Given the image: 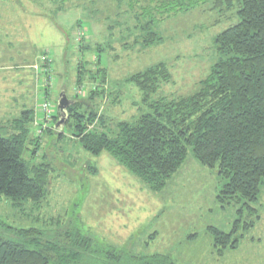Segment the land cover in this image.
Segmentation results:
<instances>
[{
  "label": "rangeland",
  "instance_id": "1",
  "mask_svg": "<svg viewBox=\"0 0 264 264\" xmlns=\"http://www.w3.org/2000/svg\"><path fill=\"white\" fill-rule=\"evenodd\" d=\"M111 2H73L55 14L44 11L52 9L45 0H0V106L21 118L29 115L31 122L22 119V125L17 117L15 126L14 116L0 115V136L25 135L24 163L47 166L49 172L39 204L12 206L0 196V222L46 232L74 226L128 259L159 255L173 264H264V181L255 201L223 203L220 192L227 181L217 168L200 164L188 147L164 188L152 191L106 153L86 152L74 132L77 113L86 116L84 133L112 132L117 123L146 113L130 78L151 67L164 65L170 74L159 95L172 100L191 94L217 62L213 39L236 23V7L220 14L205 3L157 18L152 32L159 41L147 42L148 28L141 27L148 18L137 21L138 8ZM34 65L41 70L36 73ZM14 76L22 81L15 82L11 100L6 82ZM60 95L66 108L75 105L69 122L56 129ZM44 100L53 111L48 124L40 113ZM213 229L231 233L235 247L219 254ZM97 259L86 257L83 264H103Z\"/></svg>",
  "mask_w": 264,
  "mask_h": 264
},
{
  "label": "trees",
  "instance_id": "2",
  "mask_svg": "<svg viewBox=\"0 0 264 264\" xmlns=\"http://www.w3.org/2000/svg\"><path fill=\"white\" fill-rule=\"evenodd\" d=\"M45 1L52 9L44 11L55 14L80 1H112L117 7L126 4L129 11L138 8L134 19L148 18L141 27L148 28L147 42L159 41L152 32L157 18L164 20L205 3H211L220 14L236 7V23L213 39L217 62L191 94L172 100L159 95L170 74L164 65L151 67L130 78L142 95L146 113L132 122L117 123L112 132L90 133H84L86 116L77 113L74 132L86 152L93 156L106 153L152 191L164 188L190 147L200 164L217 168L227 181L220 192L221 202L256 200L264 181V0ZM74 105L67 108L66 123ZM24 136H0V196L12 206L39 204L48 185V167H27L22 159ZM58 227L50 232L19 230L0 222V264H83L86 257L98 256L103 264H173L159 255L128 259L122 250L98 245L74 226ZM212 232L215 247L221 246L219 254L235 247L231 233Z\"/></svg>",
  "mask_w": 264,
  "mask_h": 264
},
{
  "label": "crops",
  "instance_id": "3",
  "mask_svg": "<svg viewBox=\"0 0 264 264\" xmlns=\"http://www.w3.org/2000/svg\"><path fill=\"white\" fill-rule=\"evenodd\" d=\"M28 70H30V68H28ZM30 72L32 73V71L30 70ZM29 75H31L30 73H28ZM4 78V77H3ZM9 78H7V82L6 83H9L10 85H11V90H12V93L10 92V94H11V97H10V99L12 100L14 97L12 96V94H14L15 93V91H14V89H15V82L16 81H18V83L20 84L21 83V81H22V78L21 77H13V81H11V83L9 82ZM6 81V80H5ZM26 81H29V79H26ZM3 82V79H2V77H0V83H2ZM3 84V83H2ZM13 86H14V88H13ZM16 88H19L18 86H16ZM19 93H21V91H18ZM4 95H6V94H4ZM1 98H4V97H1ZM19 98V97H18ZM20 99V98H19ZM0 107H3V106H0ZM15 109H17V107L15 108ZM21 109H18V112L20 111ZM24 112H26V111H23V113ZM22 113V114H23ZM30 113V112H29ZM0 115L1 116H9V118H11V117H13V118H11L12 119V121L13 120H15L17 117H18V120H20V122L22 121V119H24V120H27L28 121V117H30L29 115L28 116H24V117H20V114H16V115H13V114H11V112H9L7 109H4V107H3V111H0ZM18 115V116H17ZM31 115V114H30ZM25 117H27V119L25 118ZM10 122V120H8V121H6L5 122V125L7 124V123H9ZM30 121H28V123H29ZM24 123V124H23ZM31 123V122H30ZM13 124L15 125V126H18V124H19V121H17V122H15V121H13ZM22 125H25L26 123L25 122H23L22 121V123H21ZM10 129H12V130H14L13 128H10ZM7 137H8V135H6Z\"/></svg>",
  "mask_w": 264,
  "mask_h": 264
},
{
  "label": "water",
  "instance_id": "4",
  "mask_svg": "<svg viewBox=\"0 0 264 264\" xmlns=\"http://www.w3.org/2000/svg\"><path fill=\"white\" fill-rule=\"evenodd\" d=\"M68 101L65 99L64 95H60L57 106V117L58 123L55 125L56 129H60L68 119L67 107Z\"/></svg>",
  "mask_w": 264,
  "mask_h": 264
},
{
  "label": "built area",
  "instance_id": "5",
  "mask_svg": "<svg viewBox=\"0 0 264 264\" xmlns=\"http://www.w3.org/2000/svg\"><path fill=\"white\" fill-rule=\"evenodd\" d=\"M33 69L36 70V73L41 70L36 65H34ZM40 113L45 123L48 124L52 120L51 119L53 117L52 107L51 105H49V103L46 100H44V102L40 105Z\"/></svg>",
  "mask_w": 264,
  "mask_h": 264
}]
</instances>
